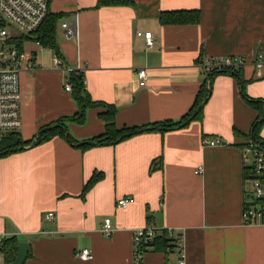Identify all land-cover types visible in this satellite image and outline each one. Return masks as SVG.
I'll return each mask as SVG.
<instances>
[{"label": "crops", "instance_id": "crops-1", "mask_svg": "<svg viewBox=\"0 0 264 264\" xmlns=\"http://www.w3.org/2000/svg\"><path fill=\"white\" fill-rule=\"evenodd\" d=\"M135 5L96 7L97 0H51L63 13L57 42L67 65L84 72L95 100L115 104L118 126L178 120L192 107L207 73L199 60L225 55L264 58V0H133ZM199 9L195 24H162V11ZM68 17L77 35L61 22ZM151 30L147 46L139 31ZM26 46V44H25ZM27 50L39 68L20 73L24 140L42 126L73 115L77 104L65 90L69 73L54 62L53 49ZM80 66V67H79ZM147 68L140 85L137 72ZM250 97L264 99V73L244 66ZM100 109L85 124L69 122L78 140L101 134ZM257 116L234 74L214 77L203 121L165 132L148 131L116 145L83 150L52 139L0 158V236L29 243L25 264H135L134 231L152 226L183 233L187 264H264V224L243 221L244 145ZM264 138V126L260 131ZM220 139L223 143L210 145ZM163 156V167L150 170ZM202 171H197L199 168ZM104 177L81 193L93 173ZM135 200L119 206V199ZM54 212L55 218L47 214ZM111 218L113 231L102 227ZM85 248L92 258L76 255ZM174 250H150L143 264H177Z\"/></svg>", "mask_w": 264, "mask_h": 264}, {"label": "trees", "instance_id": "trees-1", "mask_svg": "<svg viewBox=\"0 0 264 264\" xmlns=\"http://www.w3.org/2000/svg\"><path fill=\"white\" fill-rule=\"evenodd\" d=\"M135 5L133 0H97L96 7ZM65 16L63 13L49 12L40 29L34 34L33 40L43 47L54 50L55 55L63 59L57 42V27L61 19ZM162 24H195L201 21V12L199 9H179L162 11L159 17ZM31 36L20 35L17 38L18 46L23 48L26 39ZM66 64L65 60L63 59ZM202 60L200 59L199 62ZM243 68H226L222 70H213L207 73L203 84L201 85L191 109L178 120L165 119L144 125L118 126L116 116L118 109L115 104L105 101L95 100L88 91L85 84L84 72L74 70L69 72L68 81L73 86L72 95L77 104V111L70 116H62L58 120L42 126L32 139L24 140L19 131L3 134L0 138V158L11 153L22 151L27 147H33L52 139L55 136L65 138L70 144L83 150L96 146L116 145L134 135L148 131H169L187 126L193 120L203 121L204 107L212 93V82L216 75L221 73L234 74L238 77L242 87L243 95L249 104L257 110V116L252 124V129L248 135L239 130L238 134L248 136L256 144L264 146V138L260 131L264 126V99L250 97L244 91L245 81L241 77ZM100 109L99 117L105 122L103 133L95 135L85 140L76 139L69 131L68 123L85 124L89 109ZM34 144V145H33ZM163 167V156L156 158L151 164V172ZM103 172L95 171L92 177L85 183L81 197L85 198L87 192L102 178ZM156 233L151 239H145L141 250L146 253L150 250L165 251L170 253L174 250L180 251L179 240L183 237L182 232H176L169 228H155ZM1 254L3 264L13 262L18 253L19 237L16 235L5 237L2 240ZM32 255L31 251L28 257Z\"/></svg>", "mask_w": 264, "mask_h": 264}, {"label": "built area", "instance_id": "built-area-1", "mask_svg": "<svg viewBox=\"0 0 264 264\" xmlns=\"http://www.w3.org/2000/svg\"><path fill=\"white\" fill-rule=\"evenodd\" d=\"M51 0H0V132L10 133L19 131L22 125V95L20 73L27 69L34 71L39 68L37 60L27 52L24 47L18 46L17 38L20 35L34 36L47 18ZM61 27L69 38L77 35L75 25L66 17L61 22ZM9 28V29H8ZM10 29L18 30L11 33ZM12 31V30H11ZM143 35L146 44L152 47L155 43L151 30L139 31ZM57 66L69 73L80 70L64 63L63 59L55 56ZM206 73L213 70L226 68H244L253 65L257 72L264 73V58L259 54L255 60H249L241 55H225L202 58L200 62ZM80 67V66H79ZM82 71V70H81ZM140 85L144 86L149 77L147 68H140L137 72ZM65 90L72 92L71 82H65ZM220 139L208 142L210 145H219ZM245 198L243 205V221L245 224H264V146L256 144L252 140L243 148ZM202 171L200 167L199 170ZM133 196L119 199L117 205L126 206L133 202ZM48 219H54V212L47 214ZM113 231L111 218H106L102 227L105 236H110ZM154 227L138 228L134 231L135 264H143L144 252L141 250L145 239H151L155 235ZM6 236H0V248L2 240ZM179 257L177 264H187L184 256L183 237L179 240ZM0 255L1 249H0ZM76 255L82 259H91L90 249L85 248Z\"/></svg>", "mask_w": 264, "mask_h": 264}, {"label": "water", "instance_id": "water-1", "mask_svg": "<svg viewBox=\"0 0 264 264\" xmlns=\"http://www.w3.org/2000/svg\"><path fill=\"white\" fill-rule=\"evenodd\" d=\"M29 249H30V246L28 242L20 241L18 244L17 256L15 260L11 262L10 264H25V261L28 258Z\"/></svg>", "mask_w": 264, "mask_h": 264}, {"label": "rangeland", "instance_id": "rangeland-1", "mask_svg": "<svg viewBox=\"0 0 264 264\" xmlns=\"http://www.w3.org/2000/svg\"><path fill=\"white\" fill-rule=\"evenodd\" d=\"M9 29V28H8ZM12 30V31H11ZM10 32L11 33H18V30H15V29H10ZM33 36L30 37V39H26L25 42H24V46L26 44L27 46V49H29V44H36V41H34L33 39ZM25 46V47H26ZM27 51V50H26ZM28 52V51H27ZM3 134H6V133H2L0 132V138ZM0 264H3V261H2V255H0Z\"/></svg>", "mask_w": 264, "mask_h": 264}]
</instances>
